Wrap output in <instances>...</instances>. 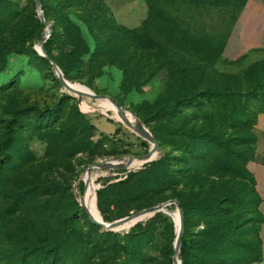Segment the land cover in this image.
I'll list each match as a JSON object with an SVG mask.
<instances>
[{
    "label": "rangeland",
    "instance_id": "374dc122",
    "mask_svg": "<svg viewBox=\"0 0 264 264\" xmlns=\"http://www.w3.org/2000/svg\"><path fill=\"white\" fill-rule=\"evenodd\" d=\"M102 1L112 11L117 25L139 32L136 39L140 44L126 39L106 44L102 31L94 24L87 9L73 7L69 10L73 13L72 20L81 27L90 55L87 66L78 74L81 79L71 82L90 91L83 95V100L94 108L101 107L106 99H110L137 116L163 147V157L170 154L175 159L181 155L179 140L169 132L171 127H184L188 123L189 129L196 126V131L214 132L229 139L236 133L239 117L246 119L250 126L264 112L262 87L242 103L231 99L216 100L202 111L181 108L175 118L166 115L164 109L171 100L166 84L168 75L157 69L159 50L169 43L164 41L166 38L159 26L149 23L146 0ZM45 3L49 14L47 21L53 24L56 33H61L58 16L53 11L58 0H45ZM242 3L243 0H199V3L190 5H167L163 11L170 25L187 29L197 37L200 45L209 44V47L225 51ZM35 5L34 8V0H0L1 264H17L23 249L32 245L49 250L38 251L35 263L47 260L49 264L119 263L123 256L115 255L110 248L113 237L104 235L103 239L99 238L104 240V245L98 249L92 244L98 235L90 228V223H94L83 176L93 165L121 163L129 158L145 156L152 147L142 135L132 132L118 118L117 112H83L78 95L57 77L51 64L44 65L32 52H39L37 46L47 30L44 23L41 22L45 29L38 28L31 40L23 45V33L34 14L38 15L36 0ZM168 41L171 48L180 45L172 37ZM138 47L147 50L142 51ZM3 49H15L6 61ZM208 80L214 94L250 90L260 83L264 85V49L237 61H229L223 52L212 65ZM75 107L96 126V132L78 122ZM28 108L38 110L21 115L19 122L9 128L6 121L14 113ZM50 115H57L56 122L51 121L49 128H38L39 119L44 121ZM9 133L16 138L6 146ZM102 134L106 140L102 139ZM144 142L148 147L143 145ZM213 153L214 159L222 160L225 156L222 151ZM133 164L131 162L129 169L123 170H91L97 174V194L99 191L104 194L102 200L98 198L102 217L104 214L116 222L174 201L175 195L185 198L191 189L181 175L180 185L170 188L162 182L165 175L161 169L150 168L147 166L150 163L140 168L132 167ZM172 164L175 169H184L177 160ZM128 174L135 176L128 179ZM213 175L210 182H214L213 186L217 188L213 192L235 181L231 175L224 177L226 174L219 171ZM103 180L109 181L104 185ZM251 209L253 213L249 219L252 224L246 227L245 235L237 241L238 246H244L243 250L231 255L236 263L246 262L250 256L245 250L248 243L258 253L259 215L254 212L255 206ZM170 210L177 211L178 208L173 205ZM161 214V219L152 225L154 232L146 244L145 260L139 264H167L170 258L173 259L176 221L165 213ZM67 219L68 223L72 220L71 225ZM170 223H174L175 231H172ZM188 226L191 235L204 228L199 218H192ZM101 229L103 233L105 230ZM68 230L67 236L65 232ZM110 232L124 234L119 229Z\"/></svg>",
    "mask_w": 264,
    "mask_h": 264
},
{
    "label": "trees",
    "instance_id": "16d2710c",
    "mask_svg": "<svg viewBox=\"0 0 264 264\" xmlns=\"http://www.w3.org/2000/svg\"><path fill=\"white\" fill-rule=\"evenodd\" d=\"M246 1L243 0L234 23L238 21ZM146 2L149 9V23L159 26L166 38L165 42L170 44L168 39L172 37L175 43L180 44L174 48H171L169 44H164L158 53L157 70L160 73H167L168 80L166 84L171 94V100L164 109L166 115L175 118L180 113L181 108L202 111L204 108L212 106L216 100L222 102L231 99L242 103L250 99L253 94H256L257 90L264 87L260 83L250 90H234L226 94H214L208 85L209 74L212 65L217 58L222 56L224 49H214V47H209V44L200 45L197 37L187 29L179 25H170L163 11L167 5H190L199 3V0H146ZM41 3L46 20H48V7L45 0H41ZM35 6L34 0V8ZM75 6L87 9L94 24L102 31L101 36L105 39L106 44H112L122 39L139 43V40L136 39L139 32L130 31L117 25L112 11L102 0H58L57 5L53 7V11L58 16V23L62 28V32L56 33L53 29L51 37L45 43V50L69 81L81 79L78 74L87 66V57L90 55V49L83 38L81 27L72 20L71 15L73 13L69 11ZM37 16V13H35L23 33V45L31 40L33 33L38 28L45 29ZM59 41H61V44H58ZM30 48L32 50V45ZM139 48L142 50L141 47ZM14 50L3 49L4 61ZM143 50L147 49L143 48ZM55 51H58V53L56 54ZM32 52L44 65L50 64L40 57L36 51L32 50ZM75 109L78 122L92 132H96V126L86 119L78 107H75ZM32 110L37 111L38 109L20 110L14 113L11 119L6 121V124L9 128H12V125L19 122L21 115H26ZM56 117L57 115H50L44 121L39 119L38 128L43 126L49 128L51 121L52 123L56 122ZM238 120L236 133L229 139L214 132L196 131V126L189 129L188 123L184 127H171L169 128L170 134L176 137L180 143V157L173 159L170 154H167L158 161H153L147 165L150 168L157 167L161 169L162 175H165L162 182L170 185V188L180 185L182 182L180 175L182 180L186 179L188 181L187 185L191 188L185 198L179 195L174 196V199L181 203L185 218V232L179 255L182 264H253L263 259L262 245L259 239L260 228L264 224V216L260 212L261 198L256 191V182L248 170L249 163L255 157L257 118L250 126L247 125L246 119L239 117ZM101 137L106 140L103 134ZM15 138L14 134L9 133L6 146L13 143ZM143 145L148 147L145 142ZM215 151H222L225 154L224 161L223 159L213 158V152ZM173 160H177L184 169H175L174 164H172ZM215 171L226 174L224 177L231 175L235 181L225 185L223 189L213 192L217 188L213 186L214 182H210V179L214 176ZM120 172L127 173L125 171H119L118 173ZM134 176V174H128V179H132ZM108 181L103 180L102 182L106 185ZM103 195V191L98 192L99 200H102ZM253 206L256 207L254 212L259 215L258 253L248 243L245 250L250 253V256H248L246 262L236 263L231 259V255L236 251L243 250L244 246L242 244L238 246L237 241L239 237L245 235L246 227L252 224L249 216L253 213L251 209ZM83 214L85 215V213ZM85 217L87 216L85 215ZM103 217L104 221L113 222L110 217L104 214ZM161 217L162 214H158L146 225L140 223L132 228L129 233L124 234H115L110 231L102 233L100 227L90 223L91 231L98 235V238L92 244L98 249L104 245V240H101L104 235L110 238L113 237L110 248L115 255L120 254L119 257L123 256V258H120L119 263L114 262L112 264H139L145 260L146 244L153 237L152 225ZM192 218H199L200 224L204 227L195 235L188 232V225ZM66 222L68 223V219ZM71 222L68 224L71 225ZM170 227L172 231L176 230L174 223H170ZM69 233L68 230L65 235L68 236ZM1 248L0 246V258L3 254ZM41 250L45 251L46 249L42 246H26L22 251V258L17 264H49L48 260L35 263V254ZM2 261L0 259V264ZM167 264H174L173 259L170 258Z\"/></svg>",
    "mask_w": 264,
    "mask_h": 264
},
{
    "label": "crops",
    "instance_id": "0c3cea01",
    "mask_svg": "<svg viewBox=\"0 0 264 264\" xmlns=\"http://www.w3.org/2000/svg\"><path fill=\"white\" fill-rule=\"evenodd\" d=\"M263 49L264 0H247L226 45L224 57L229 61H237ZM255 134L257 138L255 157L249 163L248 170L256 182V191L261 198L260 212L264 216V113L257 117ZM259 239L263 259L253 264H264V224L260 228Z\"/></svg>",
    "mask_w": 264,
    "mask_h": 264
},
{
    "label": "water",
    "instance_id": "95a60500",
    "mask_svg": "<svg viewBox=\"0 0 264 264\" xmlns=\"http://www.w3.org/2000/svg\"><path fill=\"white\" fill-rule=\"evenodd\" d=\"M36 4H37V8H38V18L39 20L44 23L47 26V30L45 32V35L43 36L42 40L40 41L39 45L42 48L43 53L41 54L40 52H38V54L40 55V57H42L43 59L47 60L51 65H52V69L54 71V73L57 75V77L67 85V88H69V86H73L76 85L75 83L69 81L64 73L62 72V70L59 68V66L55 63V61H53L47 54L46 50H45V43L49 40V38L52 35L53 32V24L49 23L46 20L44 11H43V7H42V3L41 0H36ZM78 95V99H79V105L81 104V96L79 93H76ZM115 103V102H114ZM117 108L123 112V113H127V111L122 108L121 106H119L117 103H115ZM97 110H103V107H98L95 108V111ZM150 131V130H149ZM146 142H148L152 149L150 151V153L148 155L145 156H141V157H134V158H129L126 160H123L121 163H113V162H105V163H100V164H96L93 165L91 167H89V170L92 169H107V170H123L126 168V164H130L131 162H135V161H140L143 162V164H148L151 163L155 160H157L160 157H163L165 155V151L163 149V147L159 144V142L157 141V139L153 136V134L150 132L149 134H146L144 137H142ZM84 178V176H83ZM173 205L177 206L180 216H181V225H180V229H178L177 223L175 222L176 228H177V235H176V241H175V247H174V256H173V262L174 264H182L181 261L179 260V254L181 251V247H182V241H183V235L185 232V226H184V212L181 208V203L177 200L174 201H170L168 203H165L163 205L157 206V207H153L151 209L142 211L140 213L134 214L130 217L118 220L116 222H112V223H108L105 222L103 220H98L97 218L93 216V223L101 228H103L105 231H114L117 230L119 227L123 226L124 224L133 221L135 219H139V218H146L147 216L151 215V214H161L163 213L165 210H167L168 208L172 207ZM96 209L98 208V194L96 191Z\"/></svg>",
    "mask_w": 264,
    "mask_h": 264
},
{
    "label": "bare ground",
    "instance_id": "6f19581e",
    "mask_svg": "<svg viewBox=\"0 0 264 264\" xmlns=\"http://www.w3.org/2000/svg\"><path fill=\"white\" fill-rule=\"evenodd\" d=\"M37 50L41 54L43 53L42 48H41L40 45L37 46ZM69 88L72 89L74 93H79L80 94V96L82 98L80 105L85 110L83 112H94L95 111V108H94L95 106H91L89 102H86V101L83 100V95H87V92H90L88 89H86L84 87H78L77 85L69 86ZM114 104L115 103L112 100L106 99L101 107H103V111L117 112L118 113V118L122 122H124L125 125H127V127L132 132L137 133L140 136L142 135V137H144L146 134L150 133V131H147V127L144 125V123H142L141 120L137 116H134L133 114H130L128 112L127 113L121 112L117 108L116 104L115 105ZM113 163H118V162H113ZM143 165H144L143 162L135 161L134 164L132 165V167L140 168V167H143ZM128 167H130V164H126V168H128ZM96 175L97 174L92 173L91 170L87 171L86 174H84V180H85L87 188H88V196H87L88 197V203L87 204L90 207L94 217L97 218L98 220H103L104 221V219H103V217L101 215V212L99 211V209H96V191H97V187H96L97 183H95V180H96V177H97ZM163 213H165L166 215L172 217L176 221L178 229H180L181 216H180L179 210L171 211L170 208H168ZM156 215L157 214H151V215L147 216L146 218L135 219L133 221H130V222L124 224L123 226L119 227L118 229L120 231H124V233H127L132 228L137 226L138 224L146 222V221L148 222L149 219H152Z\"/></svg>",
    "mask_w": 264,
    "mask_h": 264
}]
</instances>
